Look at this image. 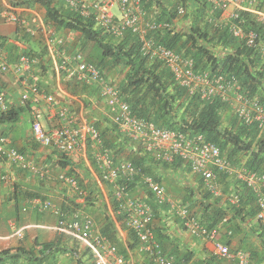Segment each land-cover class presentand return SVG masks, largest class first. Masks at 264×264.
I'll use <instances>...</instances> for the list:
<instances>
[{
	"label": "built area",
	"instance_id": "1",
	"mask_svg": "<svg viewBox=\"0 0 264 264\" xmlns=\"http://www.w3.org/2000/svg\"><path fill=\"white\" fill-rule=\"evenodd\" d=\"M72 12L84 18L92 19L95 26L104 32L121 37L125 32L134 34L139 42L143 56L149 60L161 62L171 73L174 81L187 90L189 95H198L201 100L208 101L214 98L231 106L237 119L244 125H256L261 135L264 134V104L256 97L240 92L238 81L234 77L211 75L209 72L196 73L194 63L190 58L177 55L173 51L156 44L149 34L170 28L171 24L148 18L142 0H62ZM175 5L177 17L185 15V8L176 3V0H163ZM262 0H208L213 11H219L218 23L227 26L230 34L244 46L257 53L264 61V45L260 35L242 26L243 14L251 15L255 22L264 26V9H259ZM115 10L117 12H115ZM0 18L5 23L20 26L31 38L41 37L45 48L47 61L52 65L58 81L76 83L94 87L97 97L104 104L106 113L112 124L120 134L135 142L142 151L148 153L156 161L171 164L180 160L191 174L199 177L206 191L213 198L222 199L231 206L238 207L243 198L238 191L224 194L218 177L224 176L234 183L244 185L255 197V221L264 224V173L254 172L243 165H235L224 157L214 144L205 141L202 136L190 137L186 134L159 129L150 121L138 118L131 110L130 105L120 95L117 85L103 71L88 63L83 53L72 47L73 36L58 32L53 26L44 22V14L36 8H18L10 3L4 5ZM39 64L37 58L20 55L17 64L12 67L14 75L21 78L25 91L20 96L21 106L29 105L31 133L34 141L44 148H52L67 157H75L88 162L89 151L97 168L101 182L112 189L114 200L118 204L119 212L126 215L125 224L134 233L138 250L150 255L154 264H192L165 255L155 240L153 232L154 210L167 208L175 217L182 221L183 227L194 238L206 239L214 243L215 254L221 259L234 258L237 264H250V257L243 252L233 256L227 245L217 241L216 229H207L201 225L199 217L182 203L172 199L164 186L151 176L142 173L126 157L116 159L112 151L103 145L99 131L84 114L81 107L78 114H73L66 106L56 111L59 123L57 127L45 130L42 124L44 105L55 103L52 94H45L35 85H31L25 75ZM5 60V53L0 49V73L10 71ZM60 89V88H59ZM61 91V90H59ZM70 99L78 98L61 91ZM7 110L3 96H0V111ZM0 158L11 165H16L27 172L34 179H45L48 171L28 160L11 144L9 138L0 136ZM59 182L72 193V200L76 204L83 203L88 192L74 176L61 174ZM137 184L135 189L140 190L142 185L151 194V203L145 201L143 191L133 197L130 186ZM142 190V189H141ZM36 209L39 212L50 213L56 217L55 230L60 234H67L76 240L85 243L91 250L94 264H125V260L117 253L116 246L112 245L97 230L93 219L81 209L72 213L63 212L49 199L31 198L21 207V211ZM12 226V225H11ZM13 227V226H12ZM24 229H14L16 238L23 237ZM14 264H27L17 262Z\"/></svg>",
	"mask_w": 264,
	"mask_h": 264
},
{
	"label": "trees",
	"instance_id": "2",
	"mask_svg": "<svg viewBox=\"0 0 264 264\" xmlns=\"http://www.w3.org/2000/svg\"><path fill=\"white\" fill-rule=\"evenodd\" d=\"M9 1L12 6L18 8L41 7L44 11V22L47 25L53 26L58 32L77 33L84 47L90 44L94 52L85 60L103 72L112 70L122 74L117 87L122 99L130 105L132 112L138 118L152 122L159 129L186 134L190 137L202 136L205 141L218 147L222 155L233 164L243 165L250 171L264 173V134L259 133L257 126L254 124L247 126L241 123L231 106L218 98L204 101L198 95H189L185 88L175 83L171 73L161 62L149 60L142 55L138 39L134 34L125 32L121 37H114L96 27L92 19L81 17L70 11L62 0ZM142 3L148 18L171 24V29L148 35L153 37L156 44L162 45L177 55L190 58L194 63L196 73L209 72L211 75L234 77L239 83L240 92L250 97H256L264 104L263 59L257 53L247 49L242 42L236 40L226 25L218 23L221 12L213 11L208 0H176V3L183 6L186 12L180 18L181 21L176 18V4L166 3L163 0H142ZM259 9H264V0L259 4ZM242 16H244L243 28L256 31L264 45V26L255 22L251 15L243 14ZM178 23H182V26L180 27ZM17 28L22 30L25 41L29 42L28 39L31 37L20 26ZM5 42L0 39L1 50L7 46L10 49L13 48L10 44L6 46ZM40 44L42 45V41ZM83 46H81L82 49ZM78 49L82 52L81 48ZM43 51L40 54L23 52L19 56L37 58L39 62H44L45 48ZM48 63L50 62L48 61ZM67 85L70 86V94L80 98L85 114L86 112L91 114L93 102L98 101L96 89L76 83ZM23 108L26 109V107ZM23 108L11 107L1 112L0 123H17L24 113ZM227 111H231L233 114L224 124L222 114ZM87 114L86 117L92 123ZM93 123L99 131L103 145L112 151L114 158L126 157L133 165L140 167L142 173L151 176L155 181L167 183L163 176L155 173L156 170H161L163 173L166 171L175 173L183 170L186 171V175H189V169L180 160L171 164L156 161L151 155L143 152L135 142L120 134L117 127L110 121L106 123L108 126L103 131L99 128L98 120ZM58 163L63 169L70 166L68 161L64 162L62 166L60 162ZM90 165L92 171L97 173L93 160H90ZM68 175H74L77 178L71 167ZM193 177L196 179L197 192H200L202 199L198 215L201 225L212 229L215 224L229 216L236 222L238 231H243V227L247 226L250 232H257V237L262 240L264 248V224L255 221L257 210L254 195L239 182L234 183L219 175L217 181L224 194L235 190L243 198L242 204L238 207L231 206L226 201H223V206L219 207V200L213 198L205 190L201 179L195 175ZM5 181V178H1V182ZM78 181L82 187L87 189L88 194L82 204H76L71 199L68 205L62 206L63 212L68 214L82 208L85 212L87 211L86 214L90 215L88 210L94 214L93 209L97 207L101 211L104 222L112 226L113 229H115V225L111 219L112 216L115 222L121 224L120 226L125 225L126 215L119 212L118 204L113 198H110L108 202L111 211L109 215L108 205L104 202V193L95 181L89 182L86 184L87 186L83 180L78 178ZM136 185L132 184L131 190H133V186L135 189ZM103 187L107 194H112L109 185L105 184ZM137 187H140L145 193V201L152 205L151 194L142 185ZM192 191L190 190V192ZM27 196L39 197L31 194H27ZM152 208L155 212L156 207L152 205ZM160 212L161 209L156 210L154 214L160 216ZM154 219L157 220L159 217ZM104 228L102 226L100 229L101 234L110 242ZM129 232L132 234L130 235L134 246L137 240L134 233ZM157 243L163 250L162 244ZM54 246L51 243L42 245V249L39 251L40 257L36 256L33 250L23 251L21 248L4 250L0 252V264L17 262L51 264L48 261L50 257L66 253L65 249H57ZM249 257L251 262V255ZM182 260L190 262V259L187 258Z\"/></svg>",
	"mask_w": 264,
	"mask_h": 264
},
{
	"label": "crops",
	"instance_id": "3",
	"mask_svg": "<svg viewBox=\"0 0 264 264\" xmlns=\"http://www.w3.org/2000/svg\"><path fill=\"white\" fill-rule=\"evenodd\" d=\"M2 4L4 9L5 0L0 1V6ZM3 9H0V12ZM40 11L44 14L43 9ZM178 24L181 25L182 23ZM17 30L18 32H16ZM63 33L71 34L73 38L75 35L74 32L70 31H64ZM0 39L6 41V46L7 44L13 46L12 49L8 48V46L3 49L5 60L11 69L7 73H0V96H3L7 110L11 107L19 109L22 107L19 105L20 96L26 90L25 86L20 82L24 76L20 75L18 77L14 75L12 67L16 65L19 54L23 52L40 54L41 51L44 52V47L38 42V38H29V42H26L22 30L5 23L2 18H0ZM47 71L54 73L52 65L45 61L39 62L37 66L25 75V79L27 78L26 80L31 85L40 88L42 93L51 94L48 91V87L45 86V84L47 85L46 82H44L45 84L38 82L41 80V75L47 73ZM62 83L67 82L62 81ZM57 88L58 91L61 90L70 94V89H61L59 85ZM61 91L59 92L61 93ZM61 94L56 92V96L63 99L64 104L70 102V105L67 106L69 109H73V107H76V110L81 109L82 102L80 100L70 99L63 93ZM61 103L62 101H57L53 105L43 106L42 122L45 129H52L59 125L56 111L62 106ZM92 109L93 112L91 114H87V112L86 114L92 123L98 120L100 123L99 128L103 131L108 126L106 123L110 121V118L106 113L104 104L99 98L98 101L93 102ZM0 136L9 138L12 146L23 154L26 159L32 160L38 166H44L48 170L45 179H40L39 177L34 179L30 174L22 171L16 165H11L0 159V252L7 249L21 248L23 251L33 250L34 254L40 257L39 251L42 249V245L51 243L57 249L66 250L65 254L55 255L53 258L50 257L48 261L51 264H94L91 250L87 244L76 240L70 235L60 234L55 230V216L50 213L39 212L36 209H28L25 212L21 211L22 205L28 199L34 198L28 197L27 194L49 199L59 207L68 205L72 199V193L65 184L58 181L57 177L60 174L69 172L70 167L77 177L83 180L85 186L89 182H96L104 193V202L108 205L109 210L110 206L108 202L110 198H113V195L106 193L99 177L93 173L89 161L86 163L82 161L83 159H76L74 156L68 158L62 157L61 159L59 157L60 154L52 148H44L38 145L31 133L29 110L27 107L24 109V113H22L17 123H0ZM66 161L70 162V166L64 169L61 168L58 162L62 166ZM155 173L163 176L165 181H167V183L164 181L162 183L165 185L166 193L172 199L187 206L194 214H200L199 206L202 199L200 192H197V182L193 174L189 173V175H186V171L183 170L175 173L172 172L173 174L170 171L163 173L161 170H156ZM1 178H5L6 181L1 182ZM190 190L193 191L190 192ZM139 191L141 192L142 190H133L131 192L132 196L136 198ZM218 200V206L222 207L223 200ZM79 209L84 211L82 208ZM156 210H159V208H155V212ZM93 212L94 214L88 210L97 230L102 233L100 229L102 226L103 228L105 227L103 230L107 234L106 237L109 238L112 245L116 246L117 253L124 258L125 264H154L150 255L138 250L137 243L133 246L132 234L129 232L130 230L127 228L125 222V225L120 226L121 224L115 222L113 216H110L115 225V229H113L112 226L104 222L101 211L97 207L93 209ZM108 212L110 215L111 211L109 210ZM155 217H159V219H154L153 222L154 237L156 242L162 244L165 255L175 260L187 258L190 259V263L192 264H237V260L234 258H219L215 254L213 242L191 236L183 227L182 221L177 219L167 208L161 209L160 216L154 214ZM14 229H24L23 237L16 238L14 236ZM212 229H216L217 241L227 245L232 256L239 252V250H244L240 252L249 256L251 255L250 264H264V248L262 240L257 237V232H250L247 226L243 227V231H238L236 222L231 220L229 216H226L223 221L215 224Z\"/></svg>",
	"mask_w": 264,
	"mask_h": 264
},
{
	"label": "rangeland",
	"instance_id": "4",
	"mask_svg": "<svg viewBox=\"0 0 264 264\" xmlns=\"http://www.w3.org/2000/svg\"><path fill=\"white\" fill-rule=\"evenodd\" d=\"M1 1V0H0ZM5 2H6V4H9L10 3V1L9 0H5ZM37 10H41L42 8L41 7H39V6H36L35 7ZM0 9H3V4L0 6ZM40 12H42V11H40ZM115 12H117L116 10H115ZM179 21H181V19L179 18ZM182 26V24L180 25V27ZM38 40H39V42L41 43V37H38ZM71 46L72 47H79V48H81V50H82V53H83V55H84V57L86 58V59H88L89 58V56H91L92 54H93V49L91 48V46H90V44H88L87 46H83V44L81 43V38L79 37V35L77 34V33H75V35H74V38H73V42H72V44H71ZM81 46H83V49H82V47ZM45 59H47V57H45ZM45 62H48L47 60H45ZM105 73H106V75L113 81V82H115V84L116 85H119V80H121V78H122V74H120V73H118V71L116 72V71H112V70H110V71H104ZM41 80L40 81H38V82H40V83H44V82H46L47 83V85L45 84V86L46 87H48V91L51 93V94H53L54 95V97H55V102H57V101H62V103H61V105L63 106V105H66V106H69L70 105V102L69 103H67V104H64L63 102V99H61V98H59V96L57 97L56 96V92L58 93V94H60V95H62L59 91H58V88H57V86L59 85V87H61V89L62 88H66L67 90L68 89H70V86L69 85H67L68 83H62V82H59L58 80H56V78H55V76H54V73H52L51 71H47V73H44L43 75H41ZM65 90V89H64ZM71 111H74L75 113H76V107H73V109L71 108ZM231 114H233L231 111H227V112H224L223 114H222V117H223V122H224V124H226L227 123V120H228V118L231 116ZM81 164H83V162H81ZM238 165V164H237ZM196 180V179H195ZM164 187H165V185H164V183H161Z\"/></svg>",
	"mask_w": 264,
	"mask_h": 264
},
{
	"label": "clouds",
	"instance_id": "5",
	"mask_svg": "<svg viewBox=\"0 0 264 264\" xmlns=\"http://www.w3.org/2000/svg\"><path fill=\"white\" fill-rule=\"evenodd\" d=\"M176 18L177 19H179V18H182V17H177L176 16ZM173 24H177V23H173ZM85 58V57H84ZM106 75V74H105ZM59 82H62V81H59ZM53 95V94H52ZM54 96V95H53ZM78 98V100H80V98L79 97H77ZM55 99V98H54ZM20 105V104H19ZM83 105V104H82ZM21 106V105H20ZM63 106H66V105H63ZM22 107H27L28 108V110H29V105L27 104V105H25V106H22ZM67 107V106H66ZM82 108H83V106H81ZM42 110H43V107H42ZM69 111L71 112V113H73V114H78V112H79V110H76V113L74 112V111H71V109H69ZM84 114H85V112H84ZM85 116H86V114H85ZM30 117V116H29ZM42 120H43V118H42ZM42 124H43V122H42ZM30 125H31V122H30ZM43 127H44V125H43ZM44 129H45V127H44ZM45 130H48V129H45ZM54 150V149H53ZM55 151V150H54ZM58 154H60L59 155V157L62 159V157H67V156H65L63 153H59V152H57ZM68 158V157H67ZM93 158H92V153H91V151H89V154H88V159H87V161H89V163H90V160H92ZM83 162H85V161H83ZM233 164V163H232ZM236 165V164H235ZM47 169V168H46ZM48 171V170H47ZM68 173L69 172H65L64 174L65 175H67V176H74V175H68ZM94 173V172H93ZM95 175H97V173H94ZM61 175V174H60ZM98 176V175H97ZM74 177H76V176H74ZM77 179H78V177H77ZM100 180V179H99ZM102 183V186H104L105 184L103 183V182H101ZM34 198H36V197H34ZM38 198H40V197H38Z\"/></svg>",
	"mask_w": 264,
	"mask_h": 264
}]
</instances>
